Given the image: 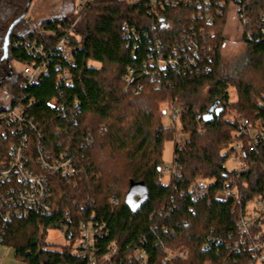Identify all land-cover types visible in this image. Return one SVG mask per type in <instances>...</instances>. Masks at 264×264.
<instances>
[{"label": "trees", "instance_id": "trees-1", "mask_svg": "<svg viewBox=\"0 0 264 264\" xmlns=\"http://www.w3.org/2000/svg\"><path fill=\"white\" fill-rule=\"evenodd\" d=\"M155 1L156 7L151 0L138 5L95 0L75 17V0H70L69 13L31 28L26 15L33 0H0V53L10 26L24 17L10 39L11 60L33 65L37 59L27 44L38 43L44 45L51 63L49 74L39 84L21 90L22 80L17 76L9 92L13 100L23 98L28 116L38 126L31 135L29 154L38 155L37 134H41L45 149L69 153L77 167L72 181L48 177L52 216L15 219L8 227L2 244L20 262L81 264L83 260L66 250L55 252L43 243L47 232L70 218L68 239L78 237L81 220L106 225L108 235L98 244L100 255L112 244L117 247L108 264H133L131 258L139 252L146 254L147 264H253L249 237L237 224L250 201L264 199V151L249 153L246 147L245 158L254 165L245 173L226 169L231 154L223 153L236 141L233 135L244 120H264V34L260 28L264 0H211L210 6L205 0L188 4L176 0L179 6L165 5L164 10L160 3L167 0ZM232 5L249 55L230 76L223 73L221 55ZM154 11L160 15L156 17ZM208 16L213 17L212 24L206 22ZM126 24L137 31L138 40L125 38ZM201 31L204 46L212 47V52L198 64L200 71L184 75L172 68L159 69L157 45L168 57L183 35L190 34L203 44ZM62 40L73 53L71 65L56 50ZM248 70L249 79L244 74ZM230 89L237 92V104L230 102ZM54 99L65 106V115L51 105ZM163 103L179 115L168 127L163 124ZM214 104V120L200 121ZM3 110L4 105L0 106ZM229 110H236V120L227 119ZM180 132L187 141L174 145L178 176L164 184L165 142H172ZM6 146L8 142L0 143L4 158ZM208 180L212 181L208 198H194L193 183ZM235 188L240 203L216 200L218 193ZM130 194L134 207L126 201ZM183 248L189 252L186 260L167 261L168 255Z\"/></svg>", "mask_w": 264, "mask_h": 264}, {"label": "built area", "instance_id": "built-area-1", "mask_svg": "<svg viewBox=\"0 0 264 264\" xmlns=\"http://www.w3.org/2000/svg\"><path fill=\"white\" fill-rule=\"evenodd\" d=\"M95 0H76L74 4V16L79 17ZM127 4L138 5L141 0H124ZM152 6H157V1L151 0ZM183 4H188L190 0H180ZM240 1V0H234ZM206 4L210 6L211 0H205ZM160 3V7L164 10L165 5L171 4L173 8L180 5L176 0H167ZM154 15L158 17V11H154ZM213 17L208 16L206 22L213 23ZM245 24L249 22L245 21ZM261 32L264 34V13L261 20ZM44 30H38L42 34ZM123 33L126 39L132 40L139 38L137 31L129 25H124ZM203 44H198L195 37L183 35L181 42L174 47V50L168 57H165L160 44L156 46L159 48V69H176L187 75L191 70L200 71L199 63L202 62L205 55H210L212 47L204 46L206 39L203 36ZM251 35V34H250ZM30 55L37 59L33 65L24 66L18 72V77L21 78L20 88L26 89L29 86L37 85L40 81L49 74L50 59L47 51H45L43 44L28 43ZM58 55L63 58L64 62L73 64L74 58L71 49L67 48L64 40L56 47ZM134 48H137L135 45ZM60 63L57 64V67ZM64 79L68 78V71L64 73ZM131 79H127L130 83ZM53 106L57 107V111L61 115L66 114L65 106L59 104L57 99L52 101ZM5 110L0 111V143L8 142L6 146V157H2L0 152V250L4 246L2 244L3 238L8 230V227L15 219H27L32 215L52 216V186L49 181V176H61L63 179L72 181L77 175V167L74 158L69 153L61 152L54 153L51 150L45 149L43 136L37 134L38 155L32 158L29 154L32 143V133L38 130L37 124L28 116L27 108L24 106L23 98L13 100L12 97L4 105ZM177 110H171V118L173 122L178 120L179 115ZM240 130L233 136L235 142L228 153L231 158L239 165V172H248L253 167V160H247L246 147L249 148V153L260 154L264 151V120L258 119L255 123L250 120H244L240 125ZM178 166L172 168L164 167L162 171V178L165 174H169L170 178L177 177L176 173ZM209 183L203 182L193 183L191 192L196 199H204L209 196ZM216 200L233 199L240 203V196L238 190L227 189L216 195ZM113 204L117 201L113 199ZM249 205V215L247 214ZM67 218L65 223L56 226L54 231H60L65 238L68 239V227L66 222H70ZM264 199L257 198L247 204L246 212L240 215L238 221L239 231L249 237V247L254 253L253 264H264ZM254 228H260V231L254 232ZM51 231V230H50ZM108 235L106 225L99 224L93 220H81L78 224V237L68 239L71 245L67 248L59 250L54 247L50 249L55 252L62 253L66 250L71 256L83 260L81 264H108L112 257L117 253V247L112 244L106 254L100 255L98 244L100 240ZM12 253L11 248L4 254V258ZM189 252L183 248L173 254L168 255L167 261L174 259L186 260ZM146 254L144 252L137 253L131 261L133 264H147ZM4 262L0 259V264Z\"/></svg>", "mask_w": 264, "mask_h": 264}, {"label": "rangeland", "instance_id": "rangeland-1", "mask_svg": "<svg viewBox=\"0 0 264 264\" xmlns=\"http://www.w3.org/2000/svg\"><path fill=\"white\" fill-rule=\"evenodd\" d=\"M70 0H33L32 5L30 6L29 12L26 15V21H27V27L30 26L35 27L36 25H39L41 22L45 20H52L56 17H59L60 15H64L69 13L70 8L67 6ZM76 3V0H75ZM243 34L244 29L242 24L239 21L237 10L234 5L230 7L229 14H228V20L227 23L223 29V35L225 38V46L222 50V58H223V73L227 75H233V72L236 70V68L240 67L242 62L246 61L249 55V50L246 47L244 41H243ZM3 55V50L0 53V59ZM8 64L5 65L6 69L13 70L15 74L17 75L19 71H21L24 67L23 64L18 63L14 60H11L9 57ZM2 63V61H1ZM9 66V67H8ZM8 67V68H7ZM245 77L249 79V77L252 75L249 70L244 72ZM18 76V75H17ZM4 91H0V100H3L0 102V106L5 105L8 100L10 99V93L7 95L3 94ZM230 95V102L233 104H237L239 97L237 95V92L234 89L229 90ZM162 110H166V114H164L163 118V124L168 127L173 124V120L171 118L170 111L168 110V106L166 103H163L161 105ZM236 111V110H235ZM235 111L229 110V115H227V119L229 120H236L238 115ZM187 141V136L183 133H177L173 139V141L165 142V148H164V155H163V162L164 167H173V161H174V153H175V144H181L183 145ZM233 147V146H231ZM228 150L224 151L223 154H227ZM239 165L236 163V161L232 158H230L226 163V169L229 171L239 170ZM171 180L169 174H165V176L162 178V182L164 184H168ZM201 182V181H197ZM203 183H212V181H204ZM249 205L247 214L249 215ZM44 247L48 249H56L62 250L68 247V245H71L69 240L63 236V234L60 231H49L46 233L44 240ZM9 247L3 246L0 250V259H2L4 262L3 264H24L17 260L14 256V253L10 252L7 258H4V254L8 251Z\"/></svg>", "mask_w": 264, "mask_h": 264}, {"label": "flooded vegetation", "instance_id": "flooded-vegetation-1", "mask_svg": "<svg viewBox=\"0 0 264 264\" xmlns=\"http://www.w3.org/2000/svg\"><path fill=\"white\" fill-rule=\"evenodd\" d=\"M9 57L10 55L8 53V57L4 58V49H3V55L1 56L0 59V91H4L3 92L4 95H7L9 94V92H11L13 81H15L18 78L15 72L11 70V68L7 70L5 67V65H9L7 62ZM1 101L3 100H0V102Z\"/></svg>", "mask_w": 264, "mask_h": 264}, {"label": "water", "instance_id": "water-1", "mask_svg": "<svg viewBox=\"0 0 264 264\" xmlns=\"http://www.w3.org/2000/svg\"><path fill=\"white\" fill-rule=\"evenodd\" d=\"M24 19V17H21L20 19H18L17 21H14V23L10 26L7 35H5V39H4V58L8 57V53H9V44H10V39L12 36V33L15 29V27L18 25V23H20L22 20ZM215 107L216 104H214L209 111L207 112V114L205 116H203V118L200 121H203L204 123H210L214 120V113H215ZM130 206L134 207V201H133V197L130 195H128L127 200H126Z\"/></svg>", "mask_w": 264, "mask_h": 264}]
</instances>
